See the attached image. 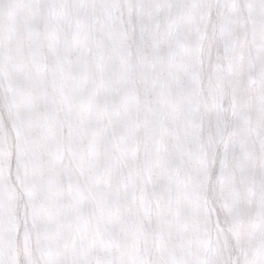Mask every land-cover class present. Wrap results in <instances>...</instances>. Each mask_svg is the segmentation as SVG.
Here are the masks:
<instances>
[{"label": "snow or ice", "instance_id": "obj_1", "mask_svg": "<svg viewBox=\"0 0 264 264\" xmlns=\"http://www.w3.org/2000/svg\"><path fill=\"white\" fill-rule=\"evenodd\" d=\"M0 264H264V0H0Z\"/></svg>", "mask_w": 264, "mask_h": 264}]
</instances>
